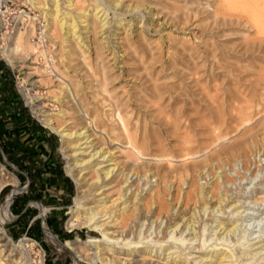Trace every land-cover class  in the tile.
<instances>
[{"label":"rangeland","instance_id":"rangeland-1","mask_svg":"<svg viewBox=\"0 0 264 264\" xmlns=\"http://www.w3.org/2000/svg\"><path fill=\"white\" fill-rule=\"evenodd\" d=\"M13 1L11 9L7 8L8 13L3 18L0 16V60H3L13 70L16 91L29 114L44 130L56 136L55 152L62 161L64 172L71 177L73 182L74 194L72 198L74 202L72 203L71 199L70 205L65 208L62 217L63 229L67 233L71 232L69 239H61L50 228L47 223L48 211L41 203L35 201L31 203L32 207L37 209L41 219V240L37 241L26 234L16 235L18 233L17 225H15L17 216L11 211L10 206L13 196L24 192L27 187L26 184L19 182L15 174L18 172L17 166L9 163L4 157L3 160H0V192L5 188V191L0 195V207L8 196L11 202L8 220L0 222V226L3 230V243L8 244L7 249L23 242V250L29 260L28 264H75L69 251L56 243L54 244L48 238L46 233H51L61 243L66 240L74 243L83 257L88 258L91 253L98 251L101 256L116 257L120 260L124 255H119V248L127 249L126 243L130 239L138 241L139 236L147 235L149 236L148 241L140 242L137 245V251L136 248L133 249V264H141V258L144 255L142 247L146 244L145 242L163 241L162 245L166 243V245H170L171 243L163 237L171 228H174L172 223L175 219L178 220L180 215H183L178 220V223L182 225L194 212L192 201L186 205L182 202L178 203L180 200L177 199L178 188L176 187L181 185L178 178L170 180L174 188L172 187L169 192L159 180L153 181L155 177L151 176V172L158 167L173 171L175 167L181 165L182 167L185 165L192 167L193 165L204 166L207 164V167L202 169L203 171L201 170L202 178L198 180L200 186L203 185L209 191L213 190L212 193L215 188L219 189L216 191L220 193H224L225 190L226 194L230 195L227 202L240 196L237 202V205L240 206L237 209L238 213H235L236 210H233L232 206L225 208V212L220 214L221 217L236 218L238 222H242L234 234L230 233L226 236L232 243L237 237H240L239 243L235 245L239 252L237 253V262L230 261L227 264H237L238 261L246 262L249 259L246 257L249 255L246 256L247 252L245 251L249 250L254 254L259 252L253 259H249L252 261L251 264L264 263V248L262 246L264 244V201H260L264 198V123L262 122L264 110L259 111L251 119L246 130L238 128L234 131L236 120L234 107L244 103L255 107L260 93L264 92L260 87H257L258 90L255 92L251 86V83L257 79L255 77L259 66H264V62L250 56L247 58L245 55L237 59L230 56L231 54L239 55L242 52L245 40L253 35L252 31L241 25L230 24L229 20H223L220 14L214 15L213 8L217 0H136L134 4L140 5L144 11L146 8H151L154 12L158 11L160 19L163 20L166 17L172 25L174 20L183 19L186 16L191 21L189 19L187 25L183 26L185 32L179 28L181 24H176L175 29L179 26L176 30L171 27V24L162 26L164 36L172 42L161 40L159 34H155L153 31L140 32V29L137 28L131 35L127 33L129 41L134 46L124 47V66L120 73L122 69L112 68L107 60L101 61L98 58L95 60L93 53L86 54L85 58L87 59H84L80 56L77 48L72 47L67 52L62 48L63 43H61L60 35L52 34V38H50L47 34H42L41 31L46 29L45 24L48 23V20L44 19V14L40 9L32 7L27 0ZM92 4V0H75V7L79 9ZM212 5L214 6L212 7ZM193 14L196 17L193 18ZM31 26L32 29H30ZM48 32L51 33V28ZM18 33L22 34V39L26 38L28 42L32 43L34 49L25 48V50L11 55L5 54V50L14 44ZM236 51L238 52L236 53ZM38 53L39 55H37ZM97 61L99 64L96 63ZM228 89H239L240 97L234 101L227 99L225 92ZM242 96L243 99H241ZM212 97L223 101L220 107L224 113V123L220 130L229 132L224 137V143L243 140L251 134L257 135L259 143L257 147L248 148L238 159L228 162L223 171L215 169L217 167L215 162L213 166L209 165L212 162L210 159L217 155L222 144L215 141L214 132L218 130H211L218 126L214 122H209L212 119V114L217 110L216 103H211ZM80 108L84 118H81V114L78 112ZM252 109L254 110V108ZM94 113L99 114L98 119L94 118L98 120V126L91 121ZM47 119L54 121L53 126L58 124L64 127L63 131L65 132H75L86 123V120L91 121V130L86 134L92 135L90 137L92 142L89 143V140L85 142L86 138L81 137L71 141L67 137L63 139L60 132L52 130L45 123ZM204 123H208V125L205 126ZM244 131L247 133L244 134ZM75 136L73 134L71 138ZM132 138H135L140 147L142 157L135 156L131 151L129 140L132 141ZM186 140L189 141L190 148L193 149V158L188 160L185 159ZM93 143L97 148L114 152V162L118 169L124 170V173L133 170L132 172L138 171L141 176L144 173L147 174V178L142 177V179L134 180L131 188H127L128 192L138 188L143 189L137 202L138 211L133 209V202H136L133 201V197L131 203H124V197L122 199L120 197L121 189L118 186V179L121 174L104 187L102 195L88 194L81 203H76L77 187L67 170L66 155L71 154L73 149L77 158L89 159L90 154L95 152L94 148L90 146ZM203 148L206 150H202ZM194 153H196L195 157ZM167 157L172 159L173 163L170 166L164 159ZM96 158L98 161L102 159L101 156L94 155L90 160L95 162ZM107 163L102 162L101 165ZM84 165L83 163L81 167ZM245 166L248 171L243 169ZM95 168L84 171L86 182L84 189H87L93 181L90 178V171ZM210 171L214 172V178L212 175H207ZM219 173L225 178L229 177L233 183L218 185L215 175ZM241 176L245 178L241 179ZM148 180V184L145 185ZM157 184L160 187H157ZM2 185L4 186L2 187ZM148 188H151L152 191L147 192ZM158 188L163 195L167 211L170 207H174V211H176L175 208L178 209L177 215L175 212L169 215L167 211L158 212L155 209L152 202L155 197L157 198L158 193L155 190ZM183 189L185 191L188 189L187 184L183 185ZM103 197L105 198L102 203L96 202L98 198ZM212 201L214 202L215 199ZM82 204L94 208L95 211H102L95 215L97 223L101 224L99 229L69 226V223L76 217L82 220L88 215L90 210H84ZM124 204L130 205L127 210L120 212L119 209ZM197 206L198 204L195 209ZM207 212L197 213L193 222L195 231L203 233L205 237L215 231L216 222L214 219L218 215L214 212L207 215ZM156 218L158 219L156 220ZM204 223H207V229L202 232ZM182 228L183 226H181ZM104 231L107 235H103ZM189 232H193V230L184 234ZM88 238H97V242L85 245L83 241ZM122 238L129 240L127 239L126 243L123 241V244L119 242V239ZM197 245L195 242L196 248L188 245L186 248L182 249L183 247H181L180 249H182V253L189 251L192 254V261L197 262L198 256L201 254L203 256V252L206 254L210 252L215 242L210 240L207 247L201 250L197 248ZM158 252L161 251L158 250ZM18 256L19 254H15L7 257L0 249V264H17ZM162 257L163 255L159 259L160 264H164L165 261ZM154 259L158 260L156 256L153 257ZM202 263L215 264V258L204 259L200 262V264ZM142 264H148V262Z\"/></svg>","mask_w":264,"mask_h":264},{"label":"bare ground","instance_id":"bare-ground-1","mask_svg":"<svg viewBox=\"0 0 264 264\" xmlns=\"http://www.w3.org/2000/svg\"><path fill=\"white\" fill-rule=\"evenodd\" d=\"M27 1L30 3V5H32V7L40 9V11L44 14V19L46 18L48 20V23L45 24L46 29H42L41 31L42 34H47V36L50 38H52V34H55V35L58 34L61 36V39H62L61 40V43H63L62 48L66 49L67 52L72 47L77 48L79 50L80 56L83 57L84 59H87L85 58L86 54L89 55V53H93V58H95V60L97 58L100 59L101 61L107 60V63H110L109 66H111L112 68L113 67L117 69L123 68L124 66L123 58L125 55L124 47L130 48L134 46L133 43L129 41L128 35L129 34L131 35L133 30L137 28L140 29V32L141 31L144 32L146 30L149 32L153 31L155 34H159V37L161 38V40L163 41L165 40V42H168V41L172 42L171 40L167 39L168 37L164 36L165 35L164 30H162L163 28L162 26L170 25L171 21H168L166 17L165 19L162 18L163 20H161L159 12L158 11L154 12L151 8H146V10L144 11L143 8H140V5L134 4L136 0H92L93 4L91 6L89 5V7H87L86 5V7H82L81 9L75 7V0H27ZM214 5H212V7L214 6L213 8L214 15L220 14L223 20L228 19L230 24L234 23L239 26L241 25L242 27L250 29L253 33L251 38L245 40V44H243L244 47H243L242 52H240L239 55L231 54L230 56H233L232 58L237 59L238 57L242 58L241 56L245 55L247 58L250 56L251 58L258 59L260 62H264V0H217ZM21 13H20V16H21ZM186 17L185 18L183 17V19H179L176 21L173 18L174 22L173 21L172 22L174 24L173 25L171 24V27H174L175 29L176 24L178 25L181 24L180 27L179 26L178 27L181 29V31L183 29L185 32L186 30L183 26L187 25L190 19V18L187 19ZM194 17H196V15H194L193 18ZM178 27H176V29ZM50 28H51V33L48 32ZM30 29H32V26ZM121 34H123L124 37L121 36ZM21 35L22 34H19V33L17 34V36L14 39L15 41L13 40L14 44L12 43L13 45L9 49L5 50V54L11 55L15 52H21L22 50H25V48L28 50L34 49V47H32L33 44L28 42L26 38L22 39ZM39 43H41V41H39ZM174 47H175V44H174ZM237 52L238 51H236V53ZM39 53L37 55H39ZM96 63H98V61ZM122 71L123 69L120 70V73ZM255 78L257 79L251 83V86L253 87L254 91L256 92L258 90L257 87H260L264 91V66L263 65L259 66L256 72ZM225 93H226L227 99L232 100V101H234L235 99H238L241 95V92L239 89H228ZM241 99H243V96ZM222 102H223L222 100H218L216 97L211 98V103L212 104L216 103L217 110L216 112L212 114V117H211L212 119L209 120V122H214L216 126H218V127H215V129L212 128L211 130H218L217 132H214L215 141L216 143L220 142L222 144H221V150L218 151L217 155H214V157L210 159L212 160V162L209 165L213 166V163L215 162V164L217 165L215 169L216 170L221 169L223 171L228 162H232L233 159L234 160L238 159L240 155H243L244 154L243 152H245L248 148H251L253 146L257 147L259 143H258L256 134L248 135L243 140H237V141L226 142V143L223 142L225 140L224 137H226L229 134V132L220 130L222 124L224 123V117H223L224 113L221 111V107H220ZM252 108H254V110ZM234 110L236 112L234 115L236 119L234 131H236L238 128H240L241 130H246L245 128L250 125L251 119H253L254 116H256L259 113V111L264 110V92L260 93L259 100L255 104V107H251V105L244 103V104L235 106ZM78 112L81 114V118H84L81 108L78 109ZM86 112L87 111L85 110V113ZM92 116L93 118L91 121L94 122V125L98 126L97 119H98L99 114L94 113V115L92 114ZM94 118H97V119H94ZM91 121L86 120L85 121L86 123L83 124V126H81L80 128H78L77 131L75 130V132H69V131L65 132L63 131L64 127H61L58 124H54L53 126L52 123L54 121L51 119L45 120V123L52 130L60 132V135L63 137V139L67 137L68 140L71 141V140L78 139L81 137V138H86L85 142L89 140V143H91L92 139H90V137H92V135L90 133L86 134L87 131L91 130L90 129ZM262 122L264 123V120ZM204 125L207 126L208 123H204ZM246 133L247 131H244V134ZM73 134L76 135L77 137L75 136L74 138H71ZM212 138H214V136H212ZM129 144H130V149L135 154V156L142 157V152L140 150V147L137 145L135 138H132V141L129 140ZM90 146H92L95 150V152L90 154V158L91 157L93 158L94 155H98V157L100 156L102 157L101 160L98 161L96 158L95 162H93L90 160V158L86 160L82 158L79 159L75 156L76 154L73 149L71 151V154L66 155L67 170L69 174L72 176V179L74 180L76 187H77L76 203H81L82 199L88 196V194L90 195L93 194L94 196L102 195L104 187L110 184V182H113L114 179L117 178L121 174V176H119V179H118L119 180L118 186L121 189L120 197L121 199L124 197V200H123L124 203L126 202L131 203L132 199L133 201H136V202H133V205H134L133 209L138 211L139 208H138L137 202L140 199V195L143 189L138 188L134 191L128 192L127 188H131L134 180L142 179V177L147 178L146 177L147 174L144 173L141 176L140 173L138 174V171L132 172L133 170L130 171L132 173L130 172L124 173L123 172L124 170L122 171L121 169H118V167L116 166V163L114 162V159H113L114 152L110 150H103L102 148H97L95 147L94 143L90 144ZM202 150H206V148H203ZM185 151H186L185 152L186 160L193 158V152H192L193 149L190 148L189 141L187 140L185 141ZM195 154L196 153H194V157H195ZM164 159L166 160L169 166L171 163H173L172 159L169 157L164 158ZM102 162H108V163L106 165H101ZM83 163L85 165L81 167ZM233 164L235 165V162ZM110 165L112 166L110 167ZM94 167H96L95 170L91 169L92 171H90L91 173L90 178L93 181L89 184L87 189L86 188L84 189L83 187L86 186L85 177L83 175L85 173L84 171L86 169H90ZM206 167H207V164H204V166L203 165H193L192 167L187 166V165L182 167L181 165L179 167H175L173 171L171 169L165 170L161 167L160 168L158 167L156 170H153V171L151 170L152 171L151 176L155 177L153 181L159 180L160 183H162L169 192L171 191L172 187L174 188V185L172 184L170 180L172 178H176V179L178 178L179 183H181L180 186L177 185L176 187L178 188L177 189L178 191L177 199L180 200L178 201V203L180 204V202H182V203H185L186 205L189 201H192L193 202L192 204H194L193 206L194 212H192L193 215H191V217H188V219L184 221L182 225L178 223V220L181 219L183 215H180L178 217V220L175 219V221L172 223V226L174 228H171L168 231V233H166L165 236L163 237L167 239V242L171 243L170 245H166L167 243L165 245H162L163 241L159 242V241L153 240L150 242H145L146 244H144L142 247L143 248L142 254L144 255L141 258V264L147 263V262L148 264H160L159 259L161 258V255H163L162 259H165L164 264H200V262H202L204 259H211L213 257L215 258V264H227V262H230V261L232 263L237 262V259H238L237 253L239 252L237 251L235 245L239 243L240 237H237V239H235V241L232 243V241L228 240L226 236L230 233L234 234L236 230H238V228L241 226L242 222H238L236 218L231 219L229 217H226V218L221 217L220 214L221 213L223 214L225 212V208H231L232 206L234 207L233 210H236L235 213H238L239 211H237V209L240 206L237 205V202L240 196L235 197L234 199L232 198L229 202H227L230 199V195L226 194L225 190L223 191L224 193H220L216 191L219 189L215 188V191L212 193L213 190L209 191L207 188H204L203 185L200 186L198 183V180H200L199 178H202L201 170L205 169ZM243 169L245 171H248L246 166ZM235 173L238 174V172L236 171ZM207 175L208 176L212 175V177L214 178L213 171L208 172ZM132 176H134V178H132ZM240 178L244 179L245 177L241 176ZM215 180H217L218 185H220L221 183L223 184L233 183V181H230L229 177L225 178L222 176L221 173L215 175ZM148 182L149 180L145 183V185H147ZM184 184H187L188 189L186 191L183 189ZM3 186L4 185H2V187ZM157 187H160V186L157 184ZM146 191L151 192L152 189L148 188L146 189ZM155 191L158 193V195H157V198L155 197L153 199L152 204L155 205V209L158 210V212H162V211L166 212L167 206L164 201V198L162 197L163 195L160 189L158 188ZM104 198L105 197L98 198L96 202L102 203V201H104ZM212 199H215V201L213 202ZM260 201H264V198L261 199ZM10 202H11V199L8 196L7 198H5L3 204L1 205L0 222H6L8 220ZM73 202H74V199L72 198V203ZM196 204H198V206L195 209ZM129 205L130 204H124L119 209L120 212L127 210ZM81 206H84L83 208L86 211L90 210L88 211V215L82 220L81 219L79 220L76 217L75 219L72 220V222L69 223V226L72 228L77 227V226L79 227L86 226L92 230L99 229L101 227V224L99 225L97 223V219H96L97 217H95V215L102 211H95L93 210L94 208L92 209L89 206L86 207V205H83V204ZM175 210L176 211H174V207H170V209L167 212L169 213V215L173 212H175L177 215L178 209L175 208ZM201 211L202 213H206V211H208L207 215L210 212L212 213L214 212L215 214L218 213V215L214 219V221L216 222L214 228L216 229L213 232V234L209 233V236H206V237L203 233L195 231V226L193 225L194 218H196V214L197 213L200 214ZM229 213H233V212H229ZM157 219L158 218H156V220ZM180 225L183 226L182 229ZM206 225L207 223H204L202 232L206 231L207 229ZM179 226L180 228L177 229ZM190 230H193V232H189L186 235L184 234ZM220 231L222 232L220 233ZM2 232L3 230H2V227L0 226L1 252H4L7 257L13 256L15 254H19L18 258L16 259V263L17 264H28L29 260L27 258L26 252L24 253V250H23L24 244H22L23 242L22 243L19 242L15 247H12V248L9 247L10 249L8 250L7 249L8 244L5 245L3 243L4 238H3ZM102 233L103 235H107L105 231ZM46 234L48 238L52 242H54V244L56 243V245L63 247L64 249H66L72 254L75 264H83L87 262L94 263V264H133L134 262L133 260L134 250L133 249L136 248V251H137L138 250L137 245L140 242H144L145 240L148 241L149 239V236L147 235L139 236L138 241H136V239L129 240L128 238L119 239L120 243L121 242L123 243V241L124 243H126L127 239L129 240L126 243L127 249H124V250L122 248L118 249L119 255L120 254L124 255L123 257H121L122 259L120 258L119 260L116 257L101 256L98 251L91 253L88 256V258L83 257V255L78 252L74 243L68 240H66L64 243H61L59 240H57L55 236L51 235V233H46ZM218 234H221V235H218ZM187 235H190V236H187ZM210 240H213V242H215L213 249L210 252H208L210 256L208 255V253L206 254L205 252H203V256L202 254L198 256L199 260H197V262L192 261V254L189 253V251L187 253H182L181 251L182 249L186 248L188 245H191V247L196 248V246H194L195 242H197V244L199 245V246L197 245L198 249L200 250L204 249L207 247L206 245ZM95 242H97V238H88L87 240L83 241L85 245L90 244V243L94 244ZM220 244H222L223 246H218ZM262 246L264 248V244ZM181 247L183 248L180 249ZM158 250H160L161 252L159 253ZM245 252H247L246 256L249 255L248 257H246V259L248 258L253 259V257L257 253H259V252H256L254 254V253H251L250 250L245 251ZM173 254L175 255L173 256ZM155 256L158 258V260L156 259L157 263L155 262L156 261L155 259L153 260V257ZM249 259L246 260V262L238 261L237 264H251L252 261H249ZM261 264H264V263H261Z\"/></svg>","mask_w":264,"mask_h":264},{"label":"crops","instance_id":"crops-1","mask_svg":"<svg viewBox=\"0 0 264 264\" xmlns=\"http://www.w3.org/2000/svg\"><path fill=\"white\" fill-rule=\"evenodd\" d=\"M5 120H7L6 126L10 132L9 138L14 141L16 146H19L15 147V152L17 154L25 152L32 156V161H29V157L25 155L23 163L31 176L28 177L26 169L19 170L25 177V181L22 182L15 173L19 182L26 184L27 187L24 192L15 194V196L25 195L24 201L18 200L14 204L18 213L16 214L17 218L25 210H28L26 213L35 210L36 214L29 223L35 218H39L41 221L37 209L32 207L31 203L39 202L48 211V225L55 230L66 232L63 229L62 217L65 208L70 205L69 202L72 199L70 191L72 186L74 189V185L71 177L64 172L62 161L56 155V138H52L51 133L24 117L15 105L11 107V113ZM65 177L70 179L72 186ZM30 181L32 183L28 187ZM13 200L14 196L12 202Z\"/></svg>","mask_w":264,"mask_h":264},{"label":"trees","instance_id":"trees-1","mask_svg":"<svg viewBox=\"0 0 264 264\" xmlns=\"http://www.w3.org/2000/svg\"><path fill=\"white\" fill-rule=\"evenodd\" d=\"M17 107L20 110V113L26 117L29 120H32L35 124H37L39 127L43 128L41 125L37 123V121L31 117V115L28 112V109L23 105L22 100L20 99L16 88H15V76L13 70L3 61L0 60V160H3L5 157L9 163L14 164L17 166L19 170H25L26 167L23 164L24 163V157L27 155L28 160L32 161V156L28 153H20L17 154L15 152L16 146L14 141L9 138L10 132L7 129V120L6 118L9 117V114L11 113V107L14 106ZM44 129V128H43ZM52 138H56L54 134H51ZM27 170V169H26ZM18 177L22 182L25 181V177L22 175V173L17 172ZM28 177L31 176L30 172L27 170ZM65 179L70 183L72 186V182L68 177H65ZM31 181L28 183V187L31 186ZM5 191V188H3L0 192V195ZM74 189L72 186V189L70 191V195L73 196ZM25 195L20 196H14V200L10 206L11 211L15 214H18L14 208V204L18 200L24 201ZM70 204V202H69ZM25 210L24 212L19 215V217L16 219V225L18 229V234H26L29 237H32L33 239L40 241L42 237V230H41V221L39 218H35L29 223L30 219L34 217L35 210L30 211ZM61 239H69L70 235L67 232H61L60 230H55L54 228L50 227ZM49 264V263H48Z\"/></svg>","mask_w":264,"mask_h":264},{"label":"built area","instance_id":"built-area-1","mask_svg":"<svg viewBox=\"0 0 264 264\" xmlns=\"http://www.w3.org/2000/svg\"><path fill=\"white\" fill-rule=\"evenodd\" d=\"M13 2H14L13 0H0V16L2 18H3V16L6 15V13H8L7 8L11 9ZM16 170L19 171V169H16ZM19 172H21V171H19ZM41 228H42V226H41Z\"/></svg>","mask_w":264,"mask_h":264}]
</instances>
